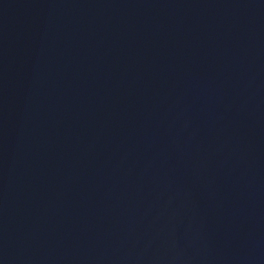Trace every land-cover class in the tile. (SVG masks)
I'll return each instance as SVG.
<instances>
[{
  "label": "water",
  "instance_id": "1",
  "mask_svg": "<svg viewBox=\"0 0 264 264\" xmlns=\"http://www.w3.org/2000/svg\"><path fill=\"white\" fill-rule=\"evenodd\" d=\"M0 264H264V45L152 134L1 215Z\"/></svg>",
  "mask_w": 264,
  "mask_h": 264
}]
</instances>
